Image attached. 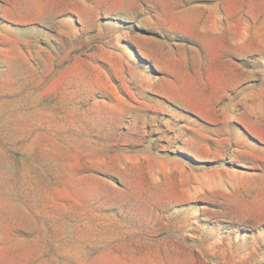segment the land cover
<instances>
[{
    "label": "rangeland",
    "instance_id": "rangeland-1",
    "mask_svg": "<svg viewBox=\"0 0 264 264\" xmlns=\"http://www.w3.org/2000/svg\"><path fill=\"white\" fill-rule=\"evenodd\" d=\"M18 13L0 0V264H264V0Z\"/></svg>",
    "mask_w": 264,
    "mask_h": 264
},
{
    "label": "crops",
    "instance_id": "crops-1",
    "mask_svg": "<svg viewBox=\"0 0 264 264\" xmlns=\"http://www.w3.org/2000/svg\"><path fill=\"white\" fill-rule=\"evenodd\" d=\"M13 5H17L19 9L18 16L22 17L21 10L24 9L25 11L31 10L32 6L35 8V5H85V0H10ZM29 18L32 17L31 13L28 15ZM31 20V19H30ZM29 20V21H30ZM220 81H226L224 78H219Z\"/></svg>",
    "mask_w": 264,
    "mask_h": 264
}]
</instances>
